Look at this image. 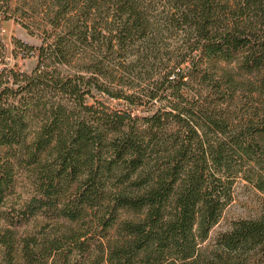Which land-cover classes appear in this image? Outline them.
Returning a JSON list of instances; mask_svg holds the SVG:
<instances>
[{"label": "trees", "instance_id": "1", "mask_svg": "<svg viewBox=\"0 0 264 264\" xmlns=\"http://www.w3.org/2000/svg\"><path fill=\"white\" fill-rule=\"evenodd\" d=\"M0 1V264H264V0Z\"/></svg>", "mask_w": 264, "mask_h": 264}, {"label": "rangeland", "instance_id": "2", "mask_svg": "<svg viewBox=\"0 0 264 264\" xmlns=\"http://www.w3.org/2000/svg\"><path fill=\"white\" fill-rule=\"evenodd\" d=\"M39 2V1H37ZM18 0H12L10 6L12 8L18 7ZM27 9V8H26ZM8 12L7 5L4 1H0V39L2 40L6 53H0V69L7 67H13L17 65L23 71L30 72L34 69L37 64L35 58H26V59H15V56L12 54L14 50L15 39H19L24 43L33 46L39 47L42 43V37L40 34L31 35L26 29L21 25L17 24L13 19L10 18V13ZM34 22H41V17L34 16ZM221 67L224 68H233V66H228L227 64H221ZM236 79H240L241 76L235 74ZM238 97H241V93L238 92ZM111 108L113 109H123L122 106H117V102L111 101ZM235 201L234 203L226 210L224 219L221 223L215 228L213 235H216L219 232L227 229L230 221L238 218H252L256 216L264 204V194L259 192L252 184L246 181H239L236 184L235 188ZM43 221V222H42ZM35 222L28 227V232H42L44 228V220Z\"/></svg>", "mask_w": 264, "mask_h": 264}]
</instances>
